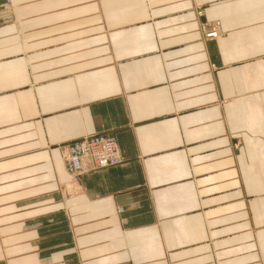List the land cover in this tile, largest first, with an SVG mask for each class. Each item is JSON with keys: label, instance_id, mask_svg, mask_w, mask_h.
Segmentation results:
<instances>
[{"label": "crops", "instance_id": "0c3cea01", "mask_svg": "<svg viewBox=\"0 0 264 264\" xmlns=\"http://www.w3.org/2000/svg\"><path fill=\"white\" fill-rule=\"evenodd\" d=\"M0 264H264V0H0Z\"/></svg>", "mask_w": 264, "mask_h": 264}, {"label": "built area", "instance_id": "2783aa9c", "mask_svg": "<svg viewBox=\"0 0 264 264\" xmlns=\"http://www.w3.org/2000/svg\"><path fill=\"white\" fill-rule=\"evenodd\" d=\"M203 40L218 38V24L210 29L207 24L200 25ZM65 170L70 178L68 187L78 186L81 175L85 172H94L103 168L117 166L123 162L118 145L113 137L106 135L84 136L67 144L64 149ZM70 192L68 195H73Z\"/></svg>", "mask_w": 264, "mask_h": 264}, {"label": "rangeland", "instance_id": "374dc122", "mask_svg": "<svg viewBox=\"0 0 264 264\" xmlns=\"http://www.w3.org/2000/svg\"><path fill=\"white\" fill-rule=\"evenodd\" d=\"M7 3H9V0H7ZM100 135V134H99ZM80 139V138H79ZM78 140V139H77ZM75 141V140H74ZM71 143V142H70ZM237 143H239V142H237ZM69 144V143H68ZM67 145V144H66ZM238 145H240V144H238ZM236 146H237V144H236ZM238 147V146H237ZM65 148V147H64ZM65 154V153H64ZM63 162H64V156H63ZM64 168H65V164H64ZM66 171V170H65ZM67 173V172H66ZM68 175V174H67ZM69 177V176H68ZM69 182H70V178H69ZM69 182H67L66 184H63L62 185V189H63V193H64V195H68L70 192H77V190H78V188H77V186L76 187H74L73 189L72 188H70V187H68V184H69Z\"/></svg>", "mask_w": 264, "mask_h": 264}]
</instances>
